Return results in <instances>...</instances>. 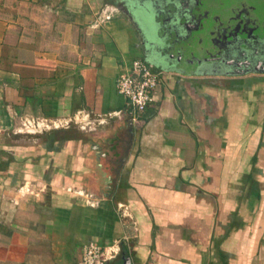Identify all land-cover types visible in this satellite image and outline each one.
Returning a JSON list of instances; mask_svg holds the SVG:
<instances>
[{"label": "crops", "instance_id": "0c3cea01", "mask_svg": "<svg viewBox=\"0 0 264 264\" xmlns=\"http://www.w3.org/2000/svg\"><path fill=\"white\" fill-rule=\"evenodd\" d=\"M180 1L0 0V264H79L89 242L118 243L105 264H264V71L185 62ZM136 58L161 71L140 113L116 90ZM81 110L117 113L18 141Z\"/></svg>", "mask_w": 264, "mask_h": 264}, {"label": "flooded vegetation", "instance_id": "af4514ba", "mask_svg": "<svg viewBox=\"0 0 264 264\" xmlns=\"http://www.w3.org/2000/svg\"><path fill=\"white\" fill-rule=\"evenodd\" d=\"M180 2L177 13L190 21L185 31L172 28L171 20L169 28L176 46L191 42L183 53L185 62L211 71L264 70V0ZM124 9L131 11V4L124 1Z\"/></svg>", "mask_w": 264, "mask_h": 264}, {"label": "built area", "instance_id": "2783aa9c", "mask_svg": "<svg viewBox=\"0 0 264 264\" xmlns=\"http://www.w3.org/2000/svg\"><path fill=\"white\" fill-rule=\"evenodd\" d=\"M116 12L114 6L105 5L100 11L97 19L91 23V27H97L103 22L111 19ZM161 71L157 70L154 65L144 59H133L129 65L119 73L116 80V90L122 95L133 108L135 112H143L153 101L154 93ZM117 112H108L105 114L92 115L87 111L81 110L76 112L72 118L68 120L53 121H35L29 120L22 123L24 127H33L34 129L59 128L68 126L71 122L78 125L83 131H95L100 126L107 123V120ZM22 129V128H21ZM18 129L17 131H20ZM79 196L85 198V203L89 205L97 204L92 200L91 194L85 193L83 190H75ZM120 251V247L116 242L110 248L102 247L96 242H89L82 248L81 260L79 264H105Z\"/></svg>", "mask_w": 264, "mask_h": 264}, {"label": "water", "instance_id": "95a60500", "mask_svg": "<svg viewBox=\"0 0 264 264\" xmlns=\"http://www.w3.org/2000/svg\"><path fill=\"white\" fill-rule=\"evenodd\" d=\"M180 4H181V2L179 3V5ZM145 18L147 19V23H148V17H145ZM170 20H171V27L172 28H178L179 30H184V31L187 27V24L190 21V20H187L186 18H184V16L181 18V16L177 13V7L175 8L174 14L172 15ZM153 26L151 27L152 29L149 28L148 33H149L151 39H153L156 42V41H158L159 38L157 39L158 36H157L156 32L154 33V31H153L154 27ZM177 39H179V38H177ZM158 42H156V43H158ZM174 44H176V43H174ZM190 45H191V42H183V43H181V45L180 44L178 45L177 49H178L179 53L183 54L184 52H187V49L190 47ZM223 56H224V54H223ZM193 57H195V56H193ZM211 65H213V64H211ZM213 69H215V70H212V72L218 73V74L231 73L229 71L223 72V70L217 71V68H214V67H213ZM254 70L258 71L257 68H255ZM260 71H264V70H260ZM122 259H123V264H131L130 257L128 255H125V253H123V252H122Z\"/></svg>", "mask_w": 264, "mask_h": 264}, {"label": "rangeland", "instance_id": "374dc122", "mask_svg": "<svg viewBox=\"0 0 264 264\" xmlns=\"http://www.w3.org/2000/svg\"><path fill=\"white\" fill-rule=\"evenodd\" d=\"M29 120L42 121L41 119H37V118H31ZM29 120L27 119L25 121H29ZM25 121H22L20 123V125L18 126V128H17V130L22 128L20 131H17V132H19L18 135H20V136H18V137H20V140H18V141H21V142H24V143L25 142L27 143V141H29L30 143H36V142L39 143V140L43 139V133H44L43 127H41V130L40 131H38L40 128H37V129H34L33 127H27L26 128V127H24L22 125V123H24ZM52 129H54V128L47 129V130H52ZM74 130H76V131H78V130L83 131L80 128L77 129V127ZM83 132H91V131H83ZM40 135H41V137H40ZM2 139H3L2 141H4V142L5 141L10 142V136L7 139L5 138V136H3ZM18 184L19 185L16 186V188H15L16 191H18L22 187L26 186V184L25 183H22V182H20ZM25 190H26L27 193H31V191L29 190V187L28 188H25Z\"/></svg>", "mask_w": 264, "mask_h": 264}]
</instances>
